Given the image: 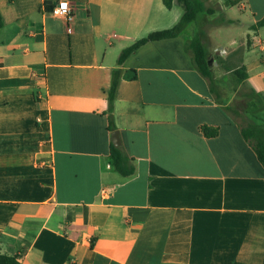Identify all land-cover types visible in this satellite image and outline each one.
I'll return each mask as SVG.
<instances>
[{
	"label": "crops",
	"instance_id": "obj_1",
	"mask_svg": "<svg viewBox=\"0 0 264 264\" xmlns=\"http://www.w3.org/2000/svg\"><path fill=\"white\" fill-rule=\"evenodd\" d=\"M60 1L0 0V253L21 264H264V167L186 50L223 15L210 38L225 45L212 54H240L234 69L264 100V0H206L216 15L121 66L138 73L121 79L114 107L129 177L110 157L113 73L124 49L183 9L67 0L68 22L52 12Z\"/></svg>",
	"mask_w": 264,
	"mask_h": 264
},
{
	"label": "trees",
	"instance_id": "obj_2",
	"mask_svg": "<svg viewBox=\"0 0 264 264\" xmlns=\"http://www.w3.org/2000/svg\"><path fill=\"white\" fill-rule=\"evenodd\" d=\"M164 4L168 9H172L175 5H180L183 14L179 22L172 28L151 32L146 37L134 43L132 46L124 49L120 54L117 66L114 70L111 87L108 94V116L109 130L114 132L117 130L114 119V107L116 92L121 79L136 80L138 73L136 70H129L124 75L121 66L125 61L140 47L153 41L171 39L181 35L192 23L196 22L201 15L214 16L218 10L214 6L207 4L206 0H164ZM230 23L221 15L212 21H207L199 25L195 37L187 42L186 50L192 55V60L199 71L205 77L210 86L211 93L214 95L217 103L223 110L237 123L241 134L245 141L253 148L257 159L264 167V129L251 121L245 113H253L254 109H263L264 100L257 92L250 87L246 80L248 74L245 66L234 69L233 75L237 87L245 88V90H236L238 92V103L235 106L224 105L220 102L222 96L221 90L225 89L228 78L226 76L216 77L213 69V57L211 52L210 30ZM260 26H264V18L259 22ZM4 26V19L0 13V29ZM206 137H215L218 135L217 128L208 126L201 127ZM111 163L113 167L125 177L132 176L135 172L132 159H130L121 147L111 144ZM0 264H21L19 255H4L0 253Z\"/></svg>",
	"mask_w": 264,
	"mask_h": 264
},
{
	"label": "rangeland",
	"instance_id": "obj_3",
	"mask_svg": "<svg viewBox=\"0 0 264 264\" xmlns=\"http://www.w3.org/2000/svg\"><path fill=\"white\" fill-rule=\"evenodd\" d=\"M225 42L222 40H218V44L211 48V52H215L216 48L220 49V46H224ZM232 55H226L224 52L220 54H212L213 57V69L215 63L219 64V69L216 70V76H224L228 78L225 89H222V96L220 98V102L224 105L235 106L238 103V92L236 90H245V88L237 87L235 84V77L233 75V69L238 64H240L241 55H235V60L231 58ZM247 118L253 121L256 125L262 127L264 129V108L263 109H254L253 113H245Z\"/></svg>",
	"mask_w": 264,
	"mask_h": 264
},
{
	"label": "built area",
	"instance_id": "obj_4",
	"mask_svg": "<svg viewBox=\"0 0 264 264\" xmlns=\"http://www.w3.org/2000/svg\"><path fill=\"white\" fill-rule=\"evenodd\" d=\"M54 14L65 18L68 22H72L73 16H72V11L70 4L67 0H61L58 5H56L52 11ZM261 46L264 50V42H260ZM222 52H226V50H222Z\"/></svg>",
	"mask_w": 264,
	"mask_h": 264
},
{
	"label": "water",
	"instance_id": "obj_5",
	"mask_svg": "<svg viewBox=\"0 0 264 264\" xmlns=\"http://www.w3.org/2000/svg\"><path fill=\"white\" fill-rule=\"evenodd\" d=\"M112 140H113V144L116 147H121V137L119 134V131H114L112 134Z\"/></svg>",
	"mask_w": 264,
	"mask_h": 264
}]
</instances>
